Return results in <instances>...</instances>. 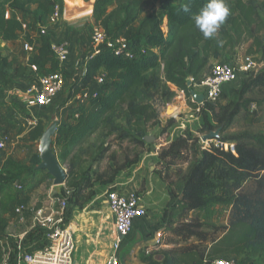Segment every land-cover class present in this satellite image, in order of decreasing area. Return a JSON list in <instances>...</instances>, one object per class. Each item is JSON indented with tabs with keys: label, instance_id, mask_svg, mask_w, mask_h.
I'll return each instance as SVG.
<instances>
[{
	"label": "trees",
	"instance_id": "16d2710c",
	"mask_svg": "<svg viewBox=\"0 0 264 264\" xmlns=\"http://www.w3.org/2000/svg\"><path fill=\"white\" fill-rule=\"evenodd\" d=\"M207 2L161 0L157 12L141 17L142 0H125L113 11L108 9L111 0L94 1L93 24L108 38L139 22L137 30L127 39L134 46L156 49L157 53L126 60L111 51H102L87 63L85 83L91 74L97 73L105 74V82L98 89L97 97L90 98L87 105L80 104L75 117H67L71 122L59 126L53 139L57 158L67 169L60 194L65 197L66 191L70 192L66 197L70 206L81 209L91 197L84 196L91 183L106 187L124 168L139 162L136 155L132 161L113 169L109 179L103 180L104 174H96L91 180L90 168L108 152L110 138L143 148L146 145L143 128L157 120L156 105L172 102L176 92L185 94L188 104L196 108L191 102V89L209 75L212 61L221 55L213 49L214 36L206 39L191 19ZM226 3L229 16L216 33L221 51L230 53L236 46L249 44L248 56L264 54V0H226ZM31 6L36 9L31 11ZM52 7L53 0H0V41L18 40L23 26L17 15H30L37 23L46 24ZM185 7L188 11H184ZM164 24L166 37L161 30ZM25 40L36 43L35 53L26 66L15 67L12 61L1 58L0 87L10 90L18 78L58 70L59 64L45 36L36 39L25 36ZM261 89H264V68L246 73L226 104L204 102L200 106L203 119L200 133L220 129L216 141L222 146L211 144L204 149L199 139L186 131L158 153L157 158L165 168L175 166L178 161L186 164L184 172L180 171V203L184 212L213 205L231 207L226 226L203 223L195 217L171 227L172 239L168 243L174 247L166 252V264H213L219 260L264 264V132L244 130L225 135L251 104L261 107L264 98H251ZM80 90L76 87L67 102ZM223 96L222 91L218 100ZM44 130L38 121L28 139L37 142ZM224 144L232 145L234 153L225 151ZM87 153L91 156L83 159ZM38 164V159H33L29 167L8 158L0 170V195L13 190L15 183H21L23 190L30 179L46 172L35 170ZM11 200L3 204L6 211L13 206Z\"/></svg>",
	"mask_w": 264,
	"mask_h": 264
},
{
	"label": "rangeland",
	"instance_id": "374dc122",
	"mask_svg": "<svg viewBox=\"0 0 264 264\" xmlns=\"http://www.w3.org/2000/svg\"><path fill=\"white\" fill-rule=\"evenodd\" d=\"M60 1L65 5V0ZM113 1L115 0H111L109 6H111ZM156 1L158 0H148L146 1V4L148 7L152 6L153 4L154 8V4ZM68 2L69 7L73 8L78 3H84L87 5L90 0H68ZM24 16L28 18L31 17L30 15ZM31 24L33 25L35 31L34 34L37 36V38H40V27L38 26V23L31 21ZM94 27L96 26H89L87 29H85L84 33L87 35V37L90 36L91 38V33ZM163 29L164 28L162 26L161 30L163 31ZM133 30L134 28L131 27L129 32L126 31L120 36L128 38L130 37V33ZM212 43L213 49L219 50L221 52L220 57L212 61V66L218 63H227L238 70L237 80L234 83L224 86L222 90L224 93L223 98L216 101L223 105L232 99V90L238 88L240 82L245 78L246 72L241 70V68L250 59L256 64L254 70L255 72L264 68V54L258 53L255 56H248L247 49L249 47V44L236 46L230 53L222 52L220 49V40L217 34L214 35ZM84 55H86V53ZM82 73H84L83 68H79L75 72V76L78 78L74 80L69 79L66 86L63 87L60 93L63 94L60 100L57 102L56 108H60L65 103H67L68 95L75 91L76 87L79 89L81 88L82 90L80 91H86L85 86H87L88 84H86L84 81L86 73ZM38 76H42V73H40ZM8 90L9 89H5L3 86L0 87V93H2V95L4 93H7ZM87 91H92L91 87H89ZM191 93H195L198 95L199 93H204V89L193 87L191 89ZM227 95H229L230 98H228ZM251 98L256 100L263 99L264 89L255 91L251 95ZM183 102L186 107L185 105H181ZM76 105H80V103L77 101ZM156 109L158 112L157 120L155 122L147 124L143 128V133L145 137H151L154 140L151 143L145 142L146 145L143 148H137L128 141L118 142L114 138H110L107 143V145H109L108 152L100 161L92 164L89 171V177L91 178V180H93L96 174H104L102 178L103 180H106L109 179V177L111 176V172L113 171V169L121 167L125 163L132 161L136 155L139 156V162L134 166L124 168L114 177L112 183L106 187L96 182L91 183L90 188L85 190L84 192L85 198L91 196L89 201L83 203V207L81 209L72 206V208H70V211L74 208L73 210L79 211L80 213L83 212V215L88 217L89 211L95 209L102 210V208L106 207V193L108 191L120 188L117 186L113 188L114 184L123 183L125 184V187L123 188L133 189V191H135L140 198L147 199L150 203L153 202L152 205L154 209L155 207H157L158 209H163L166 215L164 216L163 213V218H161L160 220V226L161 223L165 222L167 213L169 211L170 202L166 201L168 200V198L171 200L173 198L177 199L178 197H180L182 190L180 182V171L184 172V170L186 169V164L178 161L175 166L165 168V166L160 163L157 158L158 153H160L162 149L167 147L170 142L173 141V139H175L177 136L182 135L186 131L192 133L194 137H197L199 139V144L204 149H208L211 144H216V141L203 143L200 140L201 136L206 135L208 133H200L203 125V119L200 115V109L199 112H197V107L194 109L191 105H189L185 94H180L179 92V95H176L172 102L167 103L165 105L157 104ZM53 116L54 112L48 117V125L45 127V129L49 126L51 121H53ZM18 127H10V130L12 131L10 133L11 138L10 141H8V144L6 145L5 150L0 153V164L6 161L8 158H11L18 163H23L24 165L31 167L33 159H38V161L40 162L38 153V142L31 143L26 139V136L19 137L20 133L16 135L15 133L18 131ZM244 130L253 133L264 132V103L261 105L260 108L256 107L255 104H251L248 108L247 113L241 112L240 115L236 118L233 125L225 132V135L237 134ZM53 148L57 155V149L55 148V146H53ZM224 148L225 150H227L228 145H226ZM90 156L91 154L87 153V157L85 159L89 158ZM61 165L66 169L65 165ZM84 167H87V164H85ZM36 177V182L34 181L36 184L47 182V188H50L52 180L47 176L46 172L40 173ZM32 183L33 182H30L29 184ZM29 188L30 187H25L21 192L24 191L30 194ZM12 189L13 190H11L10 192L2 193L0 195V264H14V246L16 243L19 242V239L21 237L23 238L22 245L26 253L34 252L42 247L40 233L35 228H32L33 213L27 211L24 215L23 222L20 221L19 215L15 213L14 205L16 204V196L19 191L15 187H13ZM62 190L63 186H57L52 189L54 193H61ZM149 191H151V194L147 195L146 193ZM34 193V199H39L42 197L40 192L36 191ZM8 200L13 201V206L9 207L6 211L4 209L3 204L10 203V201L8 202ZM86 219L88 220V218ZM108 225L109 223L105 225L106 229L103 230V233L105 237L107 236L110 239L111 233L110 227H108ZM85 226L83 227L84 231L88 232ZM70 228L74 231L75 237L77 239L80 232L79 226L77 225L75 227L74 225H71ZM168 233L170 234V229L168 230ZM170 239H172L171 234L165 238V241L169 242ZM111 245V240H109V248H111Z\"/></svg>",
	"mask_w": 264,
	"mask_h": 264
},
{
	"label": "crops",
	"instance_id": "0c3cea01",
	"mask_svg": "<svg viewBox=\"0 0 264 264\" xmlns=\"http://www.w3.org/2000/svg\"><path fill=\"white\" fill-rule=\"evenodd\" d=\"M65 1V5L62 3L63 10L61 19L56 24L49 25L47 23H38L39 27L46 28L45 40L47 41L49 48L59 43H66L68 45L69 57L66 62L59 66L64 75V86H66L69 79L74 80L78 78L75 76V72L79 68H83V55L85 53L87 54L90 49V36L87 37L84 32L89 26H94L91 15L95 0H90L84 9L81 8V3H78L75 7L70 8L68 0ZM124 1L125 0L113 1L111 6L108 8L109 11L118 10L120 4ZM146 1L148 0H142L141 17H144L149 13L157 12L161 2V0L156 1L153 8V4L148 7ZM35 9V6L30 7L31 11ZM7 17H9L8 13ZM17 18L22 22L23 26V31L20 33L18 40L12 42L0 41V59L7 58L8 61H12L14 63L15 67L26 66L28 59L35 53L34 49L31 52L24 51L23 45L27 42L25 40V36H28L31 39L37 38L34 34L35 31L33 25L31 24V21H36L31 17L28 18L21 15H17ZM138 25L139 22H136L132 26L134 28L133 31L137 30ZM163 28V31H167L166 25H164ZM126 31L129 32L130 29L121 31L119 35ZM34 43L35 42L30 45L35 47L36 45H34ZM38 75V73H34L33 75L16 79L14 81L13 88L0 97V143H3L4 145L3 149L0 150V153L5 150L8 141H10V133L12 132L10 127L14 128L19 126L17 128L18 131L15 134L17 135L20 133L19 137L26 136V139L30 141L28 139V134L34 129V127L29 125L31 121H39L44 127H46L48 125V117L54 112L53 119L57 118L59 120V126H63L71 122V120H68L67 117H75L77 115L79 105H76L77 101L75 98L65 103L62 107L56 108V104L60 100L63 93L57 96V98L49 106L33 107L27 105V99H25L21 93L28 85L38 81ZM96 75L97 74H91L92 79L90 78L87 82L88 84L86 83V90H88L89 87H91V90L95 89L94 77ZM176 95H179V92H176ZM198 95H202V93H199ZM227 96L230 98L229 95ZM181 105L184 106V102ZM86 157L87 154L84 155V159ZM3 163L0 164V170ZM35 178L37 177L29 180L30 182H33L32 184L25 186L30 187V194L23 191L19 192L16 196V204L14 205L15 210L21 206L24 208L23 215L19 217L21 222H23L24 215L27 211L33 213L39 209H46L49 189L51 190V188H55L52 184L50 185V188H47V182H45L46 184H36ZM116 186L120 187L119 189H116V191H120L122 193L135 192L133 189L123 188L125 187V184L123 183H116L113 188ZM36 191L41 193V198L34 199L33 196H35L34 192ZM146 194L150 195L151 191ZM166 202H169V211L165 222L161 223L160 226V220L163 216L164 210L158 209L157 207L154 209L152 205L153 202L150 203L147 199L141 198V204L146 209L147 215L142 219L134 221L131 233L122 241L120 249L117 253L119 264H166L168 260L166 252L174 247L172 244L165 241V238L170 235L168 230L171 227H175V225L183 219H191L193 217L199 218V220L203 223L213 224L216 226H226L231 208L227 205H213L207 209L195 210L186 213L183 211V205L180 203V197L177 199L173 198L171 200L168 198ZM70 208H72V206ZM73 209L69 211V222H67V224L69 226L74 225L75 227L78 225L80 229L77 239L74 233L76 245L73 255V264H106L111 253L109 240H111L112 243L115 236L113 215L109 212L107 205L102 208V210L95 209L89 211L88 217L83 215V212L80 213L79 211ZM86 218H88V220ZM106 222L110 225H108L111 233L110 239L107 236L105 237L103 233V230L106 229ZM84 226L88 232L84 231Z\"/></svg>",
	"mask_w": 264,
	"mask_h": 264
},
{
	"label": "built area",
	"instance_id": "2783aa9c",
	"mask_svg": "<svg viewBox=\"0 0 264 264\" xmlns=\"http://www.w3.org/2000/svg\"><path fill=\"white\" fill-rule=\"evenodd\" d=\"M63 5L60 0H53V7L47 24H56L62 16ZM165 25V24H164ZM163 25V26H164ZM40 35H46V28L40 27ZM167 34V31H162ZM91 46L86 55L82 58L83 70L86 73L87 63L102 51H111L114 55L120 56L126 60H134L148 55L150 52L157 53L156 49H148L144 46H134L127 38L117 35L114 38H108L104 31L99 27H94L90 38ZM25 52L33 51V47L26 42L23 45ZM59 66L66 62L69 57V49L66 43H59L50 48ZM256 64L250 60L241 68L244 72H255ZM238 77V70L227 63H218L212 66L207 77L194 87L204 89L202 96L203 102L198 104L192 97L191 102L196 104V111L199 112L200 106L204 102H216L223 90V87L234 83ZM105 82V74L97 73L94 77L95 89L92 91H80L75 99L80 104L88 103L90 98L98 95V89ZM64 87V75L60 67L56 71L43 73L36 83L30 84L22 91L21 95L27 99V105L35 107H46L61 93ZM180 94H183L180 92ZM36 121H31L29 125L35 127ZM216 141V140H214ZM220 147L222 144L216 141L213 144ZM228 145L227 150L233 151V146ZM3 143H0V150L3 149ZM14 187L21 192V185L15 183ZM51 190L47 196L46 209H39L32 214V228L40 233L42 247L34 252L26 253L23 248V238L15 244L14 264H73V255L75 251L74 231L67 224L69 219L70 205L66 197L70 192L66 191L65 197L60 193H54ZM106 205L114 218L115 236L112 241L111 253L106 264H119L117 253L122 241L128 237L132 231L133 223L137 219H142L147 215L146 209L141 204V198L136 192L122 193L111 190L106 193ZM24 208L21 206L15 210V213L21 217ZM213 264H238L234 261L219 260Z\"/></svg>",
	"mask_w": 264,
	"mask_h": 264
},
{
	"label": "water",
	"instance_id": "95a60500",
	"mask_svg": "<svg viewBox=\"0 0 264 264\" xmlns=\"http://www.w3.org/2000/svg\"><path fill=\"white\" fill-rule=\"evenodd\" d=\"M81 8L84 9L87 5L81 3ZM80 9V8H79ZM82 12V11H80ZM190 86V84H188ZM191 97L198 103H202L204 98L202 95L191 93ZM59 127V120L53 119L49 126L43 131L41 137L38 139V153L39 164L35 166V170L46 171L52 180V186H64L67 179V169H65L59 162L55 150L53 148V139ZM220 129L211 131L206 135L200 137V140L211 142L219 137ZM145 142L151 143L154 139L151 137H144Z\"/></svg>",
	"mask_w": 264,
	"mask_h": 264
},
{
	"label": "clouds",
	"instance_id": "9594fccd",
	"mask_svg": "<svg viewBox=\"0 0 264 264\" xmlns=\"http://www.w3.org/2000/svg\"><path fill=\"white\" fill-rule=\"evenodd\" d=\"M184 11H188L185 7ZM229 16L226 0H208V2L192 15L195 27L208 39L212 38Z\"/></svg>",
	"mask_w": 264,
	"mask_h": 264
},
{
	"label": "bare ground",
	"instance_id": "6f19581e",
	"mask_svg": "<svg viewBox=\"0 0 264 264\" xmlns=\"http://www.w3.org/2000/svg\"><path fill=\"white\" fill-rule=\"evenodd\" d=\"M71 10V9H70Z\"/></svg>",
	"mask_w": 264,
	"mask_h": 264
}]
</instances>
